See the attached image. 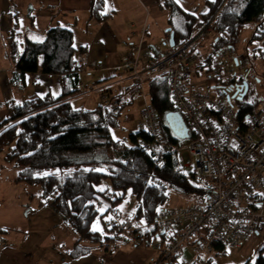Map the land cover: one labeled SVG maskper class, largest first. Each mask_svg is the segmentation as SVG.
Wrapping results in <instances>:
<instances>
[{"label":"trees","instance_id":"obj_1","mask_svg":"<svg viewBox=\"0 0 264 264\" xmlns=\"http://www.w3.org/2000/svg\"><path fill=\"white\" fill-rule=\"evenodd\" d=\"M206 6L205 13L193 14L174 0H164L162 5L170 12L168 24L174 32L175 47L191 37L197 22L204 24L213 17V50L199 59L203 76L216 57L236 44L247 24L255 26L250 41L264 40V0H210ZM93 15L101 18L98 2L92 9ZM254 56L264 69V47L254 49ZM40 60L43 74L59 75L62 81L68 78L71 90L64 91L59 97L31 96L21 104L7 103L8 116L0 123V153L5 151L4 163L17 169L14 182L39 186L41 197L50 200L53 209L75 233L72 258L89 251V247L82 245L84 242L90 246L104 245L120 237V233L110 225L113 236L103 237L99 231H93V222L104 214L98 207L99 197L110 200L112 205L127 195L134 197L136 205L128 219L140 225H150L154 221V214L164 206L171 189L194 197L200 203L206 200V182L193 183L177 173V153L168 155L164 167L158 168L151 154L141 147V142L150 140L145 133L129 132L128 140L123 142L112 138L111 131L119 124L120 112L114 114L105 105L94 110L74 109L70 105L67 98L77 92L75 88L80 72L70 30L56 27L46 32L43 41L26 40L16 69L20 74L35 73ZM248 66L244 76H234L230 82L211 80L209 83L213 86L210 87L248 84L252 71L255 72L254 77L257 76L253 65ZM147 87L149 103L157 114L166 143L181 145L183 140L174 137L164 121L166 114L178 113L169 101L166 79L163 76L152 78ZM253 93L248 84L245 96L234 98L239 120L250 115L255 105L264 99ZM105 180L110 182L111 196L108 189H97ZM155 234L156 230L148 225L131 233L138 241L137 245L150 248ZM211 247L205 264H213L215 258L226 253L225 246L219 243H212ZM261 252L253 261L244 264H264ZM177 260L178 256L165 264H180ZM192 264H199V259Z\"/></svg>","mask_w":264,"mask_h":264},{"label":"built area","instance_id":"obj_2","mask_svg":"<svg viewBox=\"0 0 264 264\" xmlns=\"http://www.w3.org/2000/svg\"><path fill=\"white\" fill-rule=\"evenodd\" d=\"M212 18L204 24L197 22L191 37L178 47H170L166 37L159 38L155 46L159 59L141 68L144 24L126 59L131 84L117 97L103 99L109 111L118 113L128 98L143 95L144 84L163 76L168 84L169 101L188 124L191 138L183 140L181 145L166 143L154 108L145 102L137 125V131L150 139L141 142V147L151 154L158 168L164 167L168 155L177 153V173L193 183L208 184L203 204L177 209L163 206L154 214L150 224L156 230L152 249L164 263L173 262L183 246L189 249L193 260L198 258L199 264H205L212 243L238 249L254 234L263 233L264 237V99L255 105L250 115L239 120L232 102L235 97L231 95L233 91L230 92L233 85L199 91L184 81L185 75L202 69L197 55L202 47H209L210 53L213 50L210 45L214 38ZM222 55L233 56L226 52ZM220 56L212 62L205 81L230 82L240 71L234 66L247 69L245 59L233 57L229 61ZM181 151L188 153L190 164L183 163ZM109 221L122 236H130L147 226L136 225L130 219L124 221L119 215ZM132 240L138 243L135 237Z\"/></svg>","mask_w":264,"mask_h":264},{"label":"crops","instance_id":"obj_3","mask_svg":"<svg viewBox=\"0 0 264 264\" xmlns=\"http://www.w3.org/2000/svg\"><path fill=\"white\" fill-rule=\"evenodd\" d=\"M163 1L0 0V123L8 116L6 104L9 102L21 104L31 96L59 97L64 91L71 90L68 78L62 81L59 75L43 74L40 70L41 60L35 73L20 74L17 71L16 62L26 40L43 41L46 32L56 27L73 33V47L80 72L74 89L77 92L69 96L67 101L72 106L80 97H92L88 104H92L93 108L83 110H94L104 105V98L117 97L131 84V72L126 59L137 42L135 35L130 34L131 31H139L144 24L146 26L139 66L143 68L146 63L157 60L159 55L155 46L159 38L166 37L169 40L166 30L171 29L168 24L170 12L162 7ZM174 1L189 13L195 14V10H198L191 0ZM97 2L101 18L92 16V9ZM205 7L201 13L207 11ZM203 78L199 69L191 75H185L184 81L192 89L202 81L210 85ZM95 102L99 105L96 106ZM145 102H150L148 87L147 94L144 91L143 95L131 96L124 106L130 107L124 121L134 122L135 131ZM105 189H108L111 196L108 186ZM45 202L39 201L33 210L37 216L43 213V219L34 217L25 221L22 218L15 222V226L0 223V264H158V253L152 248L135 244L133 235L120 234L119 238L104 245L90 246L84 242L82 245L89 247V251L72 258L76 235L66 220L53 209L50 201ZM102 206L105 216L109 211L115 212L112 206L98 204V207ZM24 212H21V217ZM119 214L122 220L128 219V216ZM193 262L192 257V261L187 264Z\"/></svg>","mask_w":264,"mask_h":264},{"label":"rangeland","instance_id":"obj_4","mask_svg":"<svg viewBox=\"0 0 264 264\" xmlns=\"http://www.w3.org/2000/svg\"><path fill=\"white\" fill-rule=\"evenodd\" d=\"M187 0H181V2H185ZM206 1L207 0H191V2H194V7H197L198 10H195V14H200L202 10H204L206 7ZM255 26L253 23L247 24L242 31L240 32V35L238 37V40L236 44L226 51V53H229L230 55H233L232 57L227 55H222L221 58L228 59L229 61L233 59V57L239 59V60H246L247 65H253L255 68L257 76L254 77L255 72L252 71L248 76V84L249 89H253L254 93L253 95L257 97H263L264 98V69L261 67L259 60L254 56V49L256 48H263L264 47V40L260 39H254L253 41H250L252 39V35L254 33ZM135 34V37L138 40V36L141 35V29L139 31H131V33ZM212 46V44H210ZM210 48L203 46L202 49L198 52V56L200 59V56H205L208 53H210ZM154 62V61H153ZM251 63V64H250ZM249 67V66H248ZM234 69L240 70L237 73V76H244L246 74L247 69L237 68V66H234ZM206 74L204 75L205 78ZM234 76H232L233 78ZM203 78V79H204ZM209 82V81H207ZM147 84H144L143 86V93L145 91V94H147ZM213 85H207L206 82L203 81L195 86L193 89L199 90V91H206V90H212L213 87H210ZM233 93L231 92V95ZM99 96V95H98ZM143 100V98H141ZM92 101V97L89 98H82L77 99L72 103V107L74 108H93L92 104L89 106V102ZM233 104L235 103V100L232 99ZM95 105H99L95 102ZM128 107H124V110L120 111V117H119V124L116 128L112 129L111 135L112 138L115 140L120 141H127L128 140V134L129 132L135 131V124L134 122L126 123L124 121L125 114H127V111L129 110ZM131 110V109H130ZM4 155L5 151L0 153V223L4 224H11L12 226H15L18 222V220H21L22 218H25V221L32 220L34 217H38L40 219H43L44 214L42 213V216H37L36 212H33V210L36 209V206L38 205V202L42 200V202L50 201L48 199H43L40 197L41 195V188L37 185H29L26 183H15L14 178L17 172V169L14 168L12 165H8L4 163ZM180 158L182 159L183 163L185 165H188L191 163V158L189 157L188 153L186 151H181L179 153ZM108 188L111 190L110 182L105 180L103 181L99 186L98 190L102 191L103 189ZM194 197L186 196L182 192L171 189L168 191V198L164 204V207L168 208H183V207H190L194 205H200L203 204V202H197ZM46 203V202H45ZM51 203V202H49ZM99 203L101 204H107V206H112L113 210L115 212H108V214L105 216L103 215V218H97L93 224H95L97 228L103 237L107 236H113V232L109 230L110 221L112 219V216L119 215V213L122 214V216L130 217L131 212H133L136 200L134 197L127 195L123 200L118 202L116 206H113L110 200H104L103 198L99 197ZM19 209L21 211H19ZM100 212L104 209V206L101 208L99 207ZM25 211V212H24ZM24 212V216L21 217V214ZM47 215V214H45ZM108 224V225H107ZM136 225H139L138 223H135ZM150 226L149 224H147ZM111 227V226H110ZM117 233H119L117 231ZM121 235V234H120ZM264 248V237L263 233H260L258 235H252L248 240H246L242 248L240 249H232L226 248V253L224 256L217 257L214 259L213 264H244L246 261H253L256 256L261 252V250ZM244 249L246 252H244ZM156 252V251H155ZM242 252V253H239ZM158 253V252H157ZM246 253V254H245ZM262 255H264V250L261 252ZM243 255H245L243 257ZM159 256V254H158ZM179 263L182 262H191L192 261V254L190 253L189 249H187L185 246L181 248V252L179 255V258L177 260ZM158 264H165L161 258L158 259Z\"/></svg>","mask_w":264,"mask_h":264},{"label":"water","instance_id":"obj_5","mask_svg":"<svg viewBox=\"0 0 264 264\" xmlns=\"http://www.w3.org/2000/svg\"><path fill=\"white\" fill-rule=\"evenodd\" d=\"M166 32L169 33V40H168L169 46L173 48L175 46L174 33L171 31L170 28H168ZM234 64L235 65L237 64L236 59H234ZM247 90H248L247 82H243L241 85L237 87L232 86L230 88V92L233 91L232 97H237L238 99H241L242 97H244ZM229 99H230V96L228 95L227 100ZM164 121L174 137L180 140H185L189 137L188 128L182 116L179 113L171 112V113L166 114L164 117Z\"/></svg>","mask_w":264,"mask_h":264},{"label":"snow or ice","instance_id":"obj_6","mask_svg":"<svg viewBox=\"0 0 264 264\" xmlns=\"http://www.w3.org/2000/svg\"><path fill=\"white\" fill-rule=\"evenodd\" d=\"M97 230H99V229H98L97 226L94 224V225H93V231H97Z\"/></svg>","mask_w":264,"mask_h":264}]
</instances>
